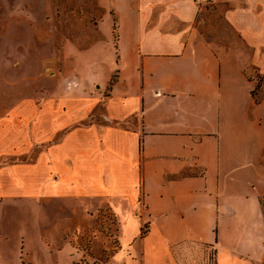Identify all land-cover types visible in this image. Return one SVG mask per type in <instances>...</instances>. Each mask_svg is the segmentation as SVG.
Here are the masks:
<instances>
[{
  "label": "crops",
  "instance_id": "crops-1",
  "mask_svg": "<svg viewBox=\"0 0 264 264\" xmlns=\"http://www.w3.org/2000/svg\"><path fill=\"white\" fill-rule=\"evenodd\" d=\"M97 1L100 39L73 57L84 81L0 101V218L9 203L106 204L116 264H264V0ZM214 10L248 51L209 32ZM43 224L11 243L51 256ZM7 233L0 221V264Z\"/></svg>",
  "mask_w": 264,
  "mask_h": 264
},
{
  "label": "rangeland",
  "instance_id": "rangeland-1",
  "mask_svg": "<svg viewBox=\"0 0 264 264\" xmlns=\"http://www.w3.org/2000/svg\"><path fill=\"white\" fill-rule=\"evenodd\" d=\"M102 13L97 0H0V101L13 104L27 97L65 95L71 84L84 81L73 60L77 52L100 39ZM208 17L213 21L211 34L228 33L234 44L246 49L237 34L221 24L217 11ZM247 71L256 81L255 94L262 89L263 79L253 66ZM114 80L115 76L111 83ZM93 90H101L100 85ZM3 110L0 106V114ZM76 209L66 201L5 204V217L0 221L8 230L9 243L2 244V254L11 264H41L50 259L54 264H116L119 227L111 208L103 204L98 211L82 216ZM35 210L44 212L43 217H18L21 211ZM41 220L51 256L46 257L35 244L24 245L19 236L11 243L15 227L33 226Z\"/></svg>",
  "mask_w": 264,
  "mask_h": 264
}]
</instances>
